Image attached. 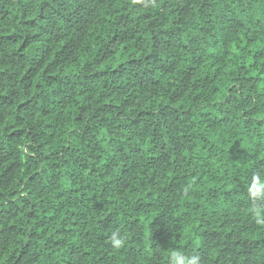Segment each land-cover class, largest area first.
I'll return each mask as SVG.
<instances>
[{"label":"trees","instance_id":"obj_1","mask_svg":"<svg viewBox=\"0 0 264 264\" xmlns=\"http://www.w3.org/2000/svg\"><path fill=\"white\" fill-rule=\"evenodd\" d=\"M254 175L264 0H0V264H264Z\"/></svg>","mask_w":264,"mask_h":264},{"label":"clouds","instance_id":"obj_2","mask_svg":"<svg viewBox=\"0 0 264 264\" xmlns=\"http://www.w3.org/2000/svg\"><path fill=\"white\" fill-rule=\"evenodd\" d=\"M248 197L252 201L250 211L259 223L264 224V175H254L247 188ZM111 242L114 248L119 249L124 240L118 231H114L111 235ZM169 264H200V257L198 255L188 256L182 251H173L169 257Z\"/></svg>","mask_w":264,"mask_h":264}]
</instances>
